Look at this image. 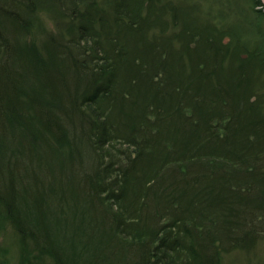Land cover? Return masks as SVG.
Returning <instances> with one entry per match:
<instances>
[{"label":"rangeland","instance_id":"obj_1","mask_svg":"<svg viewBox=\"0 0 264 264\" xmlns=\"http://www.w3.org/2000/svg\"><path fill=\"white\" fill-rule=\"evenodd\" d=\"M64 1L31 0L35 8L34 11L32 10L33 12L30 11V8L19 4L14 14L21 18L18 25L13 27L7 22L8 26H5L8 31L14 30L10 31V37L17 39L19 47L25 53L28 52L26 54H29V57L33 59L36 70L28 69L31 61L29 58L26 60L17 59L14 72L18 82L17 90L19 89L20 92L16 97L12 96L14 95L13 90L7 89L8 92H5V95L8 94V97H11L9 100H14V104L17 105L18 100L21 104L17 109H9L11 114L8 117L9 121L0 115L2 124L6 126L5 130L13 129L5 133L0 124V147H3V154L0 155V181L3 180L9 189H12L18 210H21V216L23 214L25 220H30L34 226L43 225L36 230V235L50 243L54 251H60L63 264H110L106 259H111L113 264H135L138 262V250H131L132 244L127 245L115 236L110 214L106 211L103 203L94 196L95 193L90 192L91 187L86 183L84 172L78 169L77 165L70 164L69 156L66 157L64 154L65 147L58 144L56 152L54 150V155H51L44 152L46 151L45 147L39 143L42 136L35 137L40 126L33 112L34 106L31 108L29 105L31 97L35 95L39 97V101L45 99L49 102L48 107L45 105L42 108H55L52 103L55 100L47 93L48 90H42L43 86L46 88L45 82L48 86L53 85L54 82L53 79L48 78L51 75L48 67L52 58L46 55L47 46H50L51 41L54 43L53 46L61 42L68 50L75 46L78 49L77 54L69 52L68 55L75 60L74 62L80 61L84 57L80 53L81 49L85 47L80 49L76 43L77 37L68 39L69 34L66 33L67 26L70 24L68 22H72L70 25L73 26L74 32L81 25H88L87 20L91 16L96 20L102 18L110 24L111 29L115 28L114 24L110 22L113 18L111 2L83 0L77 7L71 8V6H76L72 4V0H68L66 3ZM91 1L96 3L94 9L86 7L87 3L89 4ZM261 2L263 6L259 3L255 4V0H131L127 5L129 9L139 5L135 9L140 10L139 14L142 15L141 24L137 25L133 31L126 32V36L123 38L129 46L127 53L129 62L142 53H150L156 49L159 55H164L167 70L176 75L178 82H184L186 86H193L192 90L199 86L204 87L200 96H196L195 104H192L193 112L190 121H197L198 127L196 128L205 126L204 121L207 119L212 123L216 139L213 137L206 144L207 146L201 144L198 137L199 132L190 126L189 121L180 124L182 117L177 116L178 113H171L168 108L166 109L167 114L165 113V117H168L175 127L171 137L173 143L183 150V156L188 157L183 160L181 165H185L191 175H204L208 173L207 171L215 173L213 176L226 173L223 178L236 181L235 183L240 187L244 186L240 180L245 183L247 179L255 178L258 173L263 172L264 178V133L256 138L251 136L247 139L246 137L243 141V138L238 134L239 128L236 129L230 123V118H234L235 115L229 110L230 107L227 104V100L232 102L233 97L236 102L241 103L237 108L238 110L242 108L239 111L242 123L257 115L264 120V63L255 62L254 53L249 49L253 43H257L259 40L264 44V4L262 0ZM251 3L255 4L254 8ZM1 4L3 5V1ZM4 6L7 10H11L10 6ZM257 10L262 13H257ZM105 13H108L109 16L104 18ZM251 16L254 21L251 26L254 29L250 33L244 31L243 24L245 25V20ZM221 19L224 20V27L231 32L243 31V40L250 42L247 46L248 50L237 49L234 40L231 39L233 36L229 37L226 33L218 30ZM92 24L93 29L101 32L100 23L95 21ZM231 27L236 30L233 31ZM211 37L221 41L223 45L220 48L206 47L207 42H212ZM107 47L112 50L110 44ZM201 54H206L207 58L203 59ZM194 58L196 62H199L198 70L200 69L201 73L200 75L197 73L198 78L190 81V77L195 75V72H190L191 64L195 62L192 61ZM208 60H210V64L207 66L204 63ZM66 64L70 69L66 73L64 85L68 88L72 82L70 70L73 65L70 67L67 61ZM128 64V62L122 64L126 73ZM239 68L242 75L237 73ZM203 69L204 71H202ZM37 70L40 72L35 75ZM122 75H118V80H123ZM38 76L42 82L35 79ZM177 77H180L179 80ZM159 80L163 85L166 83L163 78ZM215 83H219L220 86L216 88ZM239 83L241 85L237 87ZM38 85H41L42 89L36 90ZM137 90L138 88L135 93ZM141 90H143V86H141ZM169 91L171 92V90ZM251 94L253 96L255 94L256 98L253 99ZM52 95L57 98L55 94ZM188 97L190 95L186 94L184 98ZM250 97L252 102H256L255 104L245 103L246 98ZM166 99H168L166 106L172 107L177 98L171 92L169 98L166 97L163 100ZM55 104L58 105V103ZM184 114L188 116L190 111L184 110ZM197 118L201 120H197ZM43 136L45 137V135ZM29 141L31 144L32 142L35 144L32 150H29ZM247 144L261 150V153L252 161L246 160L248 157L255 156L252 155L254 153L252 150L246 149ZM40 146L41 151L35 152ZM54 147L56 145H53ZM119 153L111 156L113 159L109 162L110 165H117L118 162L126 165L128 163L125 160L127 155L131 154L130 159L134 157V154L130 152H127L129 153L127 155L122 152L119 155ZM187 153L192 155H184ZM225 160L232 163L234 168L229 166L230 163ZM255 161H258L257 166L254 164ZM98 163L102 167V161L99 158ZM122 165L120 166L124 169L125 167ZM259 169L261 170L257 173ZM249 170L256 173L250 177L247 175ZM111 174L114 176L113 172ZM133 175H141L138 168ZM107 176L109 175L102 177L106 180ZM143 179L144 177L139 180L143 182ZM107 183H111L109 179H107ZM150 183L147 184V188L154 184ZM137 187L138 184L134 187L135 189L133 188L135 193ZM240 187H235V190H238L239 193H244V191L247 193ZM228 189L235 192L230 187ZM129 194L132 193L129 192ZM255 194L254 191L251 195ZM257 196L260 198L258 194ZM194 200L192 197L191 200L185 197V208L191 216L199 214L195 218V222L200 224H197V229H205L204 224H206L207 229L212 227L219 230L220 235L217 236L214 245L217 251L220 248L219 255L222 264H264L263 199L256 203L252 202L253 200L249 197L248 205L246 203L240 205L243 203L240 198L238 207L230 216L224 214L225 211L217 204L214 205L212 201L210 204H203L201 200L196 202ZM203 205L207 208L204 209ZM2 208L3 204L0 203V264H58L47 249H42V246L47 242L43 244L44 241L30 239L24 244L15 225L6 220ZM109 211L111 212L110 209ZM202 213L206 215L201 216ZM227 219H229L227 230L228 228L232 230L227 232L229 233L228 237L224 235L222 226V222ZM232 222L234 223L230 226ZM44 227L49 231L44 230ZM249 228L250 233L247 232ZM46 231L48 235L45 234ZM102 251L106 253V258L101 262L99 257L103 256L101 255ZM27 254L29 255L27 256ZM183 254L181 253L179 256L185 260Z\"/></svg>","mask_w":264,"mask_h":264},{"label":"trees","instance_id":"obj_2","mask_svg":"<svg viewBox=\"0 0 264 264\" xmlns=\"http://www.w3.org/2000/svg\"><path fill=\"white\" fill-rule=\"evenodd\" d=\"M2 1L3 5L1 4ZM67 1L65 0L64 3ZM81 1L83 2V0H72V4L76 6H71V8L77 7ZM107 1L112 4L113 18L110 22L114 24V29H111L110 24L104 19L96 20L92 16L87 20L88 25H81L75 32L73 26L70 25L72 22L67 23L68 39L77 37L76 43L80 49L85 47L81 49L80 53L84 57L80 61L74 62L75 60L68 55L69 52L77 54L78 49L75 46L68 50L61 42L53 46L52 41L50 46H47L46 55L52 58L48 67L51 75L48 78L53 79L54 82L53 85L49 86L45 82L46 88L43 86L44 89L38 85L36 90H48L47 93L55 100L52 102L55 108L47 109L49 102L45 99L39 101V97L35 95L31 97L29 105L31 108L34 106L33 112L40 126L35 137L42 136L39 143L45 147L46 151L44 152L48 154L54 155L58 144L65 147L66 152L64 154L66 157L69 156L70 164L72 166L77 165L78 169L84 172L83 176L86 177V183L91 187L90 192L95 193L94 196L103 203L106 211L110 214L109 216L113 220L111 226L115 236L127 245L132 244L131 250H138V262L135 264H222L219 255L220 248L217 251L214 245L217 236L220 235L219 230L212 227L207 229L206 224H204L205 229L200 226L201 230L197 229L199 223L195 222V218L199 214H195L194 217L187 212L185 197L190 200L192 197L195 202L201 200L203 204H210L212 201L214 205L217 204L219 208L225 211L224 214L230 216L238 207L240 198L243 200L240 205H245V203L248 205L249 197L253 200L252 202L256 203L264 200V182H261L264 180L263 172L258 173L261 170L259 169L258 175L253 179H247L245 183L240 180L242 185L244 184L240 187L235 183L236 181L230 178L224 179L226 173L213 176L215 173L207 171L208 173L204 175H191L185 165H181L183 160L188 157L183 156V150L173 143L171 137L175 127L170 119L165 117V113L168 112L166 109L168 108L171 113H178L177 116L182 117L180 124L189 121L190 126L199 132L198 137L201 144H208L213 137L216 139L215 134H213L215 128L212 127V123L207 119L204 121L205 126L196 128L198 127L197 121H190L193 112L192 104H195L196 96H200L204 87L199 86L192 90L193 86H186L184 82H178L176 75L167 70L164 55H159L156 49L150 53H142L135 57L132 62H129L130 60L127 58L129 46L123 38L126 36V32L133 31L142 22L140 10L135 9L139 5L129 9L127 5L131 0ZM256 3L262 5L261 0H255ZM19 4L30 8V11L35 9L31 0H0V92L4 93V95L0 93V115H3L8 121V117L11 115L9 109H17L21 104L19 100L17 105L14 104V100H9L11 97H8V94L5 95V92H8L7 89L13 90L14 95L12 96L15 97L20 92L19 89L17 90L18 82L14 72L17 59L26 60L29 58L32 62H29L28 69L36 70L33 59L29 57V54H26L28 52L25 53L19 47L20 44L17 39L10 37V31L13 32L14 30L8 31L5 27L8 24L13 27L18 25L21 18L14 14ZM4 5L10 6L11 10H7ZM251 5L254 8L253 3ZM86 7L94 9L96 3L91 1L89 4L87 3ZM257 13L262 12L257 10ZM108 16V13L103 15L104 18ZM252 19L251 16L245 20L244 31L250 33L253 31L254 27L251 25L254 21ZM95 21L100 23L101 32L93 29L92 23ZM223 22L224 20L221 19L218 30L226 33L229 37L233 36L231 39L234 40L237 49L248 50L249 47L247 46L250 42L243 40V31L231 32L224 27ZM89 29L91 30L89 31ZM232 29L233 31L236 30ZM211 40V43L207 42L206 47L220 48L223 45L214 37H211ZM108 44L111 45L112 50L107 47ZM249 49L254 53L255 62L264 63V44L260 40L253 43ZM201 57L207 58L206 54H201ZM66 61L70 67L73 65L70 70L72 82L68 88L64 85L66 73L70 69ZM192 61L195 62L191 64L190 72H195V75L190 77V81L198 78L197 76L201 73V70H198L199 62H196L195 58ZM208 61L204 63L207 66L210 64V60ZM127 62L129 66L126 73L122 64ZM211 62L214 63L215 61ZM38 72L40 70H37L35 75ZM237 73L242 75L240 68L237 69ZM121 74H123V80H118V75ZM39 78V76L35 77L38 82H42V79ZM161 78L166 80L164 85L159 80ZM177 78L179 80L180 77ZM186 78L184 79L186 80ZM177 84L179 85L176 86ZM135 85L143 86V90H141V86ZM173 85L175 87L171 88L170 86ZM240 85L241 83L237 87ZM215 86L217 88L220 85L215 83ZM136 88L138 90L135 93ZM169 90L177 98L172 107L166 106L168 99L163 100L166 97L169 98L171 94ZM52 94H55L57 98H54ZM186 94L190 97L184 98ZM251 97L255 99L256 95L251 94ZM251 97L246 98L245 103L255 104L256 102L250 100ZM214 100H216L215 97ZM227 104L230 107L229 110L235 115L234 118H230V123L236 129L239 128L238 134L243 138V141L246 137L247 139L251 136L256 138L264 133L262 117H257V115L242 123L239 112L242 108L239 110L237 108L241 103L236 102L233 97L232 102L227 100ZM45 105L47 107L42 108ZM184 110H189L190 114L185 115ZM197 120L201 119L197 118ZM2 122L0 120L1 129L5 133L13 130L10 129L9 131L8 129L6 131V126ZM61 123L62 125H60ZM11 139L14 140V138ZM28 145L29 150L35 147L34 142L31 144L29 141ZM53 145L56 147L53 148ZM247 146L246 149L252 150L254 152L252 155L255 156H247L246 160L252 161L261 153V150L250 144ZM38 151H41V146L35 152ZM117 152H122L124 155L129 154L127 152L134 154L133 159H130L131 154L127 155L125 160L128 163L122 161L126 165L117 161V165L124 166V169L120 165L109 164L113 159L111 156ZM1 154H3V147H0ZM98 158L102 161V167L98 163ZM228 163L230 162L228 161ZM254 164L257 166L258 161H255ZM228 165L234 168L232 163ZM137 168L141 174L139 176L133 175ZM249 171L247 175L250 177L256 173H252V170ZM105 175H109L106 180L102 177ZM142 177H144L143 182L139 180ZM107 179L110 180L111 185L107 183ZM7 181L9 182V179ZM150 182L154 184L147 188V184H151ZM137 184L135 193L134 187ZM228 187L233 190L235 187H240L247 193L245 191L239 193L238 190L233 192ZM254 191L256 194L253 196L251 194ZM0 203L3 204L2 210H4L6 220L15 225L24 244L30 239L44 241L36 235V230L43 225L34 226L30 220H25L23 214L21 216V210H18L12 189H9L3 180L0 181ZM203 208L207 207L203 205ZM205 215L202 213L201 216ZM228 220L222 222L223 233L227 237L229 234L227 232L232 231L230 228L227 230ZM137 224L139 225L136 226ZM44 230L49 231L45 227ZM47 231L45 232L46 235H48ZM250 231L249 228L247 232L250 233ZM256 232L260 233L259 231ZM45 242L47 241H44L43 244ZM112 244L114 245V242ZM42 249H47L55 262L63 264L60 251H54L50 243L47 242L42 246ZM181 253H184L185 260L179 256ZM105 254L102 251L101 255L103 256L99 257L101 262L102 259L106 258ZM109 260L106 259L107 263L113 264V261Z\"/></svg>","mask_w":264,"mask_h":264},{"label":"water","instance_id":"obj_3","mask_svg":"<svg viewBox=\"0 0 264 264\" xmlns=\"http://www.w3.org/2000/svg\"><path fill=\"white\" fill-rule=\"evenodd\" d=\"M263 1V4H264V0H262Z\"/></svg>","mask_w":264,"mask_h":264}]
</instances>
